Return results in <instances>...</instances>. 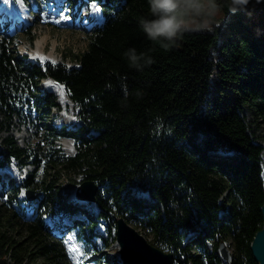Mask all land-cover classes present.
<instances>
[{
    "label": "trees",
    "instance_id": "trees-1",
    "mask_svg": "<svg viewBox=\"0 0 264 264\" xmlns=\"http://www.w3.org/2000/svg\"><path fill=\"white\" fill-rule=\"evenodd\" d=\"M66 1L75 8L73 17L86 1L102 10L101 21L86 31L85 48L73 55L75 65L25 61L17 35L0 23V132H7L0 135V167L31 165L21 186L38 192L28 201L38 215L28 220L10 204L20 186L0 180V264L66 262L61 242L41 219L82 210L76 199L63 200V172L97 185L96 213L85 209L89 234L103 219L111 235L122 216L151 232L149 242L170 252L173 264H218L206 242L213 240L216 249L220 239H230L232 247L223 264H258L250 242L264 203L262 147L243 112L264 121V21L245 17L252 0H172L178 31L167 49L140 24L151 16L150 0ZM211 4L223 15L221 25L182 24ZM25 32L32 43L31 30ZM130 48L151 63L142 58L143 67H134ZM43 77L64 86L76 106V124L48 123L58 103L38 88ZM15 116L35 128L25 146L9 133ZM59 137L72 139L73 154L60 152ZM63 183L80 181L69 176Z\"/></svg>",
    "mask_w": 264,
    "mask_h": 264
},
{
    "label": "rangeland",
    "instance_id": "rangeland-1",
    "mask_svg": "<svg viewBox=\"0 0 264 264\" xmlns=\"http://www.w3.org/2000/svg\"><path fill=\"white\" fill-rule=\"evenodd\" d=\"M206 2L210 3V0H206ZM51 3L52 2H46L45 0H17L13 2L10 0V3L6 5L7 9L3 7L1 10L7 11L4 13L5 17H8L11 8L15 9L16 11L17 17L15 18L13 26L15 27V33L17 35L16 50L19 54H24L26 55V58L32 61H37L38 63H42L44 61H62L67 65H75L73 55L81 52L85 48L86 44L85 35L88 29L84 27V23L89 19L90 15H94V13H96L94 10L97 8L94 6L95 3L92 4L88 1L85 3H80V8L77 14L79 18L72 20L69 13L75 11L74 6L65 5V8H55L51 5ZM205 6L206 5H203L202 7L203 11L200 9V11H202L201 13H198L197 16L190 17L182 24L187 28H206L207 25L210 24L221 25L223 15L220 14V12L217 11V8L212 4L209 7ZM96 15L94 16L96 17ZM247 15L248 16H245L247 19L250 18L252 20L255 19L257 21H264V0H252L250 2V7L247 9ZM85 25L88 26V24ZM25 29H30L31 33L34 35L32 43L28 42ZM38 37H41L43 40V42L39 45V49L41 48V54H45L43 55V57H45L46 55H49L48 53H51L54 57V59L52 57L53 60H49L46 57H40L36 54L35 51H38L39 49H35V40ZM40 82H42V79L38 83V88L42 91L51 92L55 96V100L58 103V107L52 108L51 110V114H53V117L50 116L51 121L57 125L66 124L68 126H72L76 124L78 121L75 115V104L68 97H66V94L65 99L64 95L62 94H57L48 88L43 89L39 86ZM49 84H51L50 80ZM62 102H64V104ZM243 112L248 125L247 128L249 134L252 136L255 142L259 143L262 147L261 162L264 176V121L253 116L251 111L248 109H244ZM34 130L35 129L31 121L15 116L9 133L20 146H25L27 142L32 140ZM6 134V131L0 132L2 137ZM57 145L59 146L60 152L65 155L74 153L75 149L70 139L59 137L57 140ZM65 145H69L72 148V152H68L65 148ZM32 169L33 167L31 165L25 166V168H19L15 161H12L11 163L1 167L0 172L7 170L4 171L3 174H8V176L11 177L13 176V180L18 182L20 179L19 175L23 173V170L30 171ZM69 176L79 180L80 182L82 181L80 174H76L74 172L61 173L60 178L62 182L60 184V192L64 201H66L65 198L69 197L70 194H73L75 197H77V193H83L79 185L80 183H63L64 178ZM78 202L79 203L77 204V207H84L92 214L95 213V208L92 202L86 203L84 199L79 197ZM86 222L87 220L84 221V224ZM99 225L101 224H97L95 226V230L101 229H99ZM136 229L146 238L147 241L152 240L153 235L151 232L142 230L140 228ZM102 231L104 236L92 238L95 251L94 256L101 257L107 255L112 260L111 264H121V262L115 261L110 257V255L113 253L118 254V248L114 236H107L104 230ZM35 264L47 263H44L41 259H38Z\"/></svg>",
    "mask_w": 264,
    "mask_h": 264
},
{
    "label": "water",
    "instance_id": "water-1",
    "mask_svg": "<svg viewBox=\"0 0 264 264\" xmlns=\"http://www.w3.org/2000/svg\"><path fill=\"white\" fill-rule=\"evenodd\" d=\"M79 185L83 193H77V196L88 201L93 200L97 185L90 179L82 180ZM37 194V191L26 190L28 199ZM115 235L123 264H173V255L170 252L149 243L122 216L115 218ZM218 250L226 262L230 261L231 254L223 241L219 242ZM250 251L258 264H264V203L261 206V226L250 242Z\"/></svg>",
    "mask_w": 264,
    "mask_h": 264
},
{
    "label": "clouds",
    "instance_id": "clouds-1",
    "mask_svg": "<svg viewBox=\"0 0 264 264\" xmlns=\"http://www.w3.org/2000/svg\"><path fill=\"white\" fill-rule=\"evenodd\" d=\"M150 17H143L140 24L148 36L152 40H159L160 45L167 49L175 42L178 31L174 10L166 0H150ZM126 55L134 67L141 68L140 63L143 58L144 63H151V57H144L142 53H137L135 48L127 50Z\"/></svg>",
    "mask_w": 264,
    "mask_h": 264
},
{
    "label": "bare ground",
    "instance_id": "bare-ground-1",
    "mask_svg": "<svg viewBox=\"0 0 264 264\" xmlns=\"http://www.w3.org/2000/svg\"><path fill=\"white\" fill-rule=\"evenodd\" d=\"M1 2V0H0ZM1 9V8H0ZM96 13H98V9H95L94 10ZM94 20H96V17L92 14L89 16V19L87 20L86 24H91L92 25V22H94ZM43 42V40L41 39V37H38L36 40H35V46H36V50L39 49V45ZM41 49V48H40ZM38 50V51H35L36 54L38 56H43L45 54H41V50ZM35 54V53H34ZM49 55H46L45 57L48 58L49 60H53L54 57L51 53H48ZM53 57V59H52ZM49 80L51 81V84H49ZM40 87H42L43 89H51L53 90L55 93L57 94H62L64 95V98H65V92H64V89H63V86L60 85V84H57L55 83L54 81H52L51 79L49 78H43L42 79V82H40L39 84ZM56 86V87H55ZM52 87V88H51ZM67 97V96H66ZM66 99V98H65ZM64 104V102H62ZM65 148L67 149L68 152H72V148L69 146V145H65ZM226 156H230V154H227ZM142 198V197H141ZM227 207H225V211H226ZM221 212H224V211H221ZM225 213V212H224Z\"/></svg>",
    "mask_w": 264,
    "mask_h": 264
},
{
    "label": "snow or ice",
    "instance_id": "snow-or-ice-1",
    "mask_svg": "<svg viewBox=\"0 0 264 264\" xmlns=\"http://www.w3.org/2000/svg\"><path fill=\"white\" fill-rule=\"evenodd\" d=\"M166 3H168L169 6H171L172 5V0H166Z\"/></svg>",
    "mask_w": 264,
    "mask_h": 264
}]
</instances>
